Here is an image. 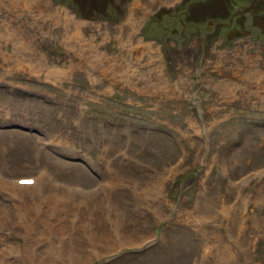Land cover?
Here are the masks:
<instances>
[{
	"label": "rangeland",
	"instance_id": "374dc122",
	"mask_svg": "<svg viewBox=\"0 0 264 264\" xmlns=\"http://www.w3.org/2000/svg\"><path fill=\"white\" fill-rule=\"evenodd\" d=\"M41 1L0 0V264H264V0Z\"/></svg>",
	"mask_w": 264,
	"mask_h": 264
},
{
	"label": "bare ground",
	"instance_id": "6f19581e",
	"mask_svg": "<svg viewBox=\"0 0 264 264\" xmlns=\"http://www.w3.org/2000/svg\"><path fill=\"white\" fill-rule=\"evenodd\" d=\"M39 1H41V0H39ZM36 2H38V1H36ZM42 3H43V1H41ZM39 3V2H38ZM38 3H37V5H38ZM39 7V6H38ZM67 14V13H66ZM65 14V15H66ZM69 15V14H68ZM65 25H66V31L67 30H69V32H68V37H70L71 39H73V40H77V41H82L83 40V38H82V36L79 34V29L77 28V26L80 28V27H82L83 26V24H81V22H76L75 20H73V19H71V18H69L68 16L66 17V20H65ZM84 28V27H83ZM83 28H81V30L83 29ZM72 29V30H71ZM118 33H121L120 31H118ZM132 36H130V37H127V38H120L119 39V41H123V42H125L126 44H132V42H133V40H132ZM123 44V43H122ZM143 50V49H142ZM17 51V50H16ZM141 51V49L140 48H138V49H135V53H136V55H138L139 54V52ZM19 52V51H18ZM21 52V51H20ZM16 53V52H15ZM70 53V52H69ZM34 55V53L32 54V55H28L27 57H26V59L25 60H31V57ZM69 55H71V54H69ZM24 58V57H23ZM115 59V58H114ZM24 60V61H25ZM23 61V60H22ZM41 61H43V59L41 58V56H39V63H38V65L41 63ZM31 62V61H30ZM101 62H103V61H101ZM119 62H120V60H119ZM116 62H114V64H115ZM121 63H125V61L124 60H122V62ZM118 64V63H117ZM123 65V64H122ZM122 65H121V67H122ZM72 67H74V66H70L69 68H72ZM91 68L92 69H95V67L94 66H91ZM110 68V67H109ZM115 68H117V66H115ZM51 72V71H50ZM106 72V71H105ZM54 74H56V75H60V74H64V71H62V72H55ZM45 181V180H44ZM41 183V182H40ZM44 183V182H43ZM3 184V183H2ZM6 185V184H5ZM3 187V186H2ZM6 189V188H5ZM21 189H24L25 191H34L35 189L37 190V188L36 187H21ZM45 189V188H44ZM15 190V189H14ZM20 190V189H19ZM23 191V190H22ZM35 192V191H34ZM16 193V192H15ZM68 194V193H67ZM17 195V194H16ZM68 196V195H67ZM19 197V196H18ZM70 197V196H69ZM73 197V196H72ZM15 198V197H14ZM19 198H21V197H19ZM75 198V197H74ZM62 204V203H61ZM228 227V226H227ZM240 244V243H239ZM225 258V257H224Z\"/></svg>",
	"mask_w": 264,
	"mask_h": 264
},
{
	"label": "snow or ice",
	"instance_id": "6c2138e0",
	"mask_svg": "<svg viewBox=\"0 0 264 264\" xmlns=\"http://www.w3.org/2000/svg\"><path fill=\"white\" fill-rule=\"evenodd\" d=\"M30 182V181H29Z\"/></svg>",
	"mask_w": 264,
	"mask_h": 264
}]
</instances>
